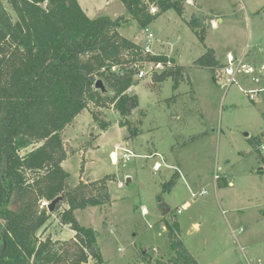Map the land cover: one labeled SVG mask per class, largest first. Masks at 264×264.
Listing matches in <instances>:
<instances>
[{"label": "rangeland", "instance_id": "374dc122", "mask_svg": "<svg viewBox=\"0 0 264 264\" xmlns=\"http://www.w3.org/2000/svg\"><path fill=\"white\" fill-rule=\"evenodd\" d=\"M193 14L208 26L204 43L188 23ZM152 23L153 51L166 49L185 71L177 87L170 77L156 91L151 73L144 78L135 75L138 83L132 94L139 96L140 106L129 120L139 134L125 142L135 154L129 161L121 157L116 163L112 150L129 135L113 107L94 108L100 122L109 125L97 140L100 149L74 154L100 133L99 122H86L88 115L93 117L90 110L65 130V147L74 154L64 164L72 186L82 175L91 180L115 175L109 181L112 203L77 209L76 217L97 230L104 264H148L144 253L151 264L168 260L167 222L175 219L183 242L200 264H264V90L250 97L251 91L264 89V0H193L186 3L184 15L169 9ZM120 32L143 42L142 26L136 21L121 26ZM207 47L216 51L221 64H227L230 53L255 71L239 74L228 84L221 68L214 81L211 69L194 64ZM149 68L146 63L140 66ZM81 121L86 124L79 133ZM90 131L95 134L90 136ZM153 151L164 161L143 156ZM156 160L163 164L160 171L153 169ZM173 179L175 184L167 189ZM202 190L207 192L192 197V192ZM66 207L62 203L51 212L42 238H73L74 231L59 217Z\"/></svg>", "mask_w": 264, "mask_h": 264}, {"label": "trees", "instance_id": "16d2710c", "mask_svg": "<svg viewBox=\"0 0 264 264\" xmlns=\"http://www.w3.org/2000/svg\"><path fill=\"white\" fill-rule=\"evenodd\" d=\"M120 1L129 18H91L78 0H0V264H104L97 230L82 225L75 212L110 205L115 175L72 186L63 167L69 156L64 132L85 110L105 129L94 108L113 107L129 132L125 139L137 136L129 117L140 106L139 96L128 92L138 83L135 75L145 62L172 58L145 52L119 28L131 19L147 27L169 9L186 12V0ZM188 23L204 43L208 26L194 14ZM194 64L211 69L214 79L225 66L208 47ZM184 69L173 64L153 73L152 89L170 77L177 87ZM99 79L106 91L96 88ZM59 196L57 210L68 205L61 223L75 233L63 242L41 236L51 218L43 202ZM167 229L170 257L156 263L200 264L183 242L179 222H167ZM143 260L152 263L146 253Z\"/></svg>", "mask_w": 264, "mask_h": 264}, {"label": "crops", "instance_id": "0c3cea01", "mask_svg": "<svg viewBox=\"0 0 264 264\" xmlns=\"http://www.w3.org/2000/svg\"><path fill=\"white\" fill-rule=\"evenodd\" d=\"M79 1V3L81 4V6H82V8L84 9V11L87 13V15L89 16V17H91V18H94V17H98V16H101V15H108V16H110V17H112V18H116V17H119V16H126V17H130L129 16V14L127 13V10H126V8H125V6L123 5V3L120 1V0H95V3L93 2H90L91 0H78ZM186 3H189V4H192L193 3V0H186ZM155 10H156V8H155ZM154 10V11H155ZM158 19V18H157ZM156 19V20H157ZM132 22H135V20H130L129 22H128V24H131ZM155 22V21H154ZM153 23H151L149 26H147L150 30H151V28H150V26L152 25ZM213 24L216 26L217 25V23H216V21H214L213 20ZM144 29H145V27H142V34L144 33ZM119 31H120V28H119ZM153 32V31H152ZM154 33V32H153ZM143 36H144V34H143ZM130 39V38H129ZM133 41H135L136 43H138V44H141V45H143L144 44V38H143V42H141V41H138V40H136V39H132ZM153 51V50H152ZM153 54H156V55H165V56H167V57H169V58H172V62H173V64H178V65H180L179 63H177V61H176V59L171 55V54H168V53H166V49H164V48H159L158 49V51L156 52H154L153 51ZM230 53H228L227 54V61H228V55H229ZM226 65V64H225ZM180 66H183V65H180ZM184 67V66H183ZM223 68V67H222ZM185 71V70H184ZM263 71H264V69H263ZM178 74V76H180V75H183V72H178L177 73ZM144 78V77H143ZM213 79H214V77H213ZM218 79H214V81H217ZM135 86V85H134ZM134 87H131L130 89H129V93H131L132 94V89H133ZM83 113V112H82ZM82 113L81 114H79L76 118H75V120L73 121V123L70 125L71 126V128H72V126H76V124H77V120L79 121V119H80V116L82 115ZM89 121H90V124H92L93 123V125L92 126H95V122H94V119H93V117H91V116H89L88 115V118H87V120H86V122H87V124L89 123ZM84 124H86V123H84L83 121H81V125L79 126V133H80V131H82L83 130V128L85 127L84 126ZM119 124V123H118ZM70 126H68V127H70ZM67 127V128H68ZM109 127V125H107V127L105 128V129H101L100 130V133H98V135L96 136V138L94 139V140H92V142L91 143H89L87 146H85V147H83V148H81L79 151H77V152H75L74 154H84V155H86L87 154V152L90 150V149H92V148H101V145L99 144V143H97V140L98 139H100V137L102 136V134H104L106 131H107V128ZM121 127V126H120ZM121 128H123V127H121ZM90 136L91 135H93V134H95L94 132H91L90 131ZM125 136V135H124ZM249 136V135H248ZM124 139H125V137H124ZM129 140L128 139H126V140H124V143L123 142H121V143H117L116 144V146H115V149H112V150H114V151H116V154L118 153L119 154V150L117 149V147H119V146H123V147H126V148H128L127 147V145H126V143L125 142H128ZM129 149V148H128ZM74 154H72V155H69L68 156V158L63 162V167L65 168V162L71 157V156H73ZM148 155H152V156H159L160 158H161V161H164V158H163V156L159 153V151H156V152H154L153 151V153L152 154H143V156H148ZM121 157H118L117 158V162L116 163H118L119 162V159H120ZM85 159V158H84ZM161 161H159V160H156L153 164V169H154V171H160L161 170V168L163 167V164H162V162ZM116 163H114V162H112V164L114 165V164H116ZM156 164H160L161 166H160V168L159 169H156L155 168V165ZM66 169V168H65ZM67 170V169H66ZM68 171V170H67ZM177 171V174H178V176H180V170L178 169V170H176ZM82 179L84 180V181H86V180H90V181H93V180H91L90 178H88V177H85L84 175H82ZM98 179H100V178H98ZM94 180H97V179H94ZM180 210V209H179ZM182 210V209H181ZM241 230V229H240ZM243 231V230H242ZM241 232V231H240Z\"/></svg>", "mask_w": 264, "mask_h": 264}, {"label": "built area", "instance_id": "2783aa9c", "mask_svg": "<svg viewBox=\"0 0 264 264\" xmlns=\"http://www.w3.org/2000/svg\"><path fill=\"white\" fill-rule=\"evenodd\" d=\"M155 8H152V11H154ZM155 41V35L154 33L148 28L145 27L144 29V44L142 45L143 49L145 50V52H149L153 54V49L152 46L154 44ZM146 64L149 65V70H144V69H140L138 71V77L139 78H143L148 74H153L155 72H161L163 70H165V68L170 67L173 65V62L171 59H169L166 63L165 62H145ZM144 63V64H145ZM223 72H224V77L228 76V84L234 83L237 81V76L239 74H252L255 70L253 68L252 65L245 63L242 59L241 60H237L235 57H233L231 54L228 55V62L227 64L223 67ZM253 81L256 83L260 82V79L258 78H253ZM260 90H264V89H256L251 91L250 93V97H254V95L259 92ZM264 148V146H262ZM117 149L119 150V154L117 153V158L118 157H122L124 160L129 161L132 156H134L135 154L128 148L123 147V146H119L117 147ZM122 151V153H121ZM160 164H156L155 168L159 169L160 168ZM207 191L206 190H202L199 193L197 192H192V197H197L198 195H204ZM182 210H178V213H181ZM243 229H241L240 231H242Z\"/></svg>", "mask_w": 264, "mask_h": 264}, {"label": "water", "instance_id": "95a60500", "mask_svg": "<svg viewBox=\"0 0 264 264\" xmlns=\"http://www.w3.org/2000/svg\"><path fill=\"white\" fill-rule=\"evenodd\" d=\"M96 88H97V89H100V90H102V91H106V90H107V88H106V86H105V84H104V82H103L102 79H99V80L97 81ZM246 135L248 136L249 134H246ZM128 181H130V178H129ZM61 200H63V196H59V197L55 198L53 201L49 202V203L47 204L48 211H49L50 213H51V212H54L55 209H56V205H57V203L60 202ZM168 212H169V209H167V210L165 211V214H167Z\"/></svg>", "mask_w": 264, "mask_h": 264}]
</instances>
